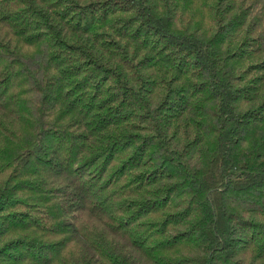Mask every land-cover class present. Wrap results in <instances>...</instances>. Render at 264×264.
Masks as SVG:
<instances>
[{
    "label": "trees",
    "instance_id": "1",
    "mask_svg": "<svg viewBox=\"0 0 264 264\" xmlns=\"http://www.w3.org/2000/svg\"><path fill=\"white\" fill-rule=\"evenodd\" d=\"M0 264H264V0H0Z\"/></svg>",
    "mask_w": 264,
    "mask_h": 264
}]
</instances>
